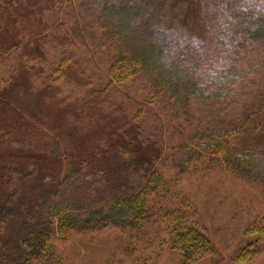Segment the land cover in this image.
Here are the masks:
<instances>
[{
    "label": "rangeland",
    "instance_id": "1",
    "mask_svg": "<svg viewBox=\"0 0 264 264\" xmlns=\"http://www.w3.org/2000/svg\"><path fill=\"white\" fill-rule=\"evenodd\" d=\"M134 1L0 0V248L16 253L61 203L74 228L53 233L58 264H185L170 208L212 243L195 264H264V46L242 43L226 83L205 79L200 12ZM122 56L142 70L108 86ZM237 127L251 175L211 144ZM153 170L169 191L136 231L109 202ZM94 213L128 226L87 227Z\"/></svg>",
    "mask_w": 264,
    "mask_h": 264
},
{
    "label": "trees",
    "instance_id": "2",
    "mask_svg": "<svg viewBox=\"0 0 264 264\" xmlns=\"http://www.w3.org/2000/svg\"><path fill=\"white\" fill-rule=\"evenodd\" d=\"M134 2V0H127L126 4H130L132 7ZM188 2L195 11L200 12V0H188ZM151 14H153V11L143 16ZM141 67H143L141 60L135 56H122L111 65L108 86L120 85L126 82L134 74L141 71ZM241 136L242 127L233 128L223 131L214 143L211 141V144L216 153L223 156L233 169L251 175L255 170V151L242 148L240 144ZM168 191L169 186H167L163 174L158 170H153L147 176H144V182L139 189L131 193H121L109 203L112 204V210L121 213L126 212L129 215L128 220L132 229L141 231L148 216L151 199L159 196V194L168 193ZM67 211L68 207L61 203L51 204L47 216L41 218L36 228L28 232L17 247L16 253H13L12 248L7 247L5 244L1 245L2 264H58L60 257L56 243L53 241L55 236L53 233L58 232L59 234L68 235L73 230L74 225L69 221ZM90 215L86 221L87 227L90 223L92 224L91 227H95L94 223L97 225L102 222V225L117 226L126 222L110 221L107 214L98 218L95 213ZM161 218L168 227L172 225L174 242L182 252L185 264H195L202 256L212 252L213 247L209 238L197 226L190 223L184 213L168 208V211L162 213Z\"/></svg>",
    "mask_w": 264,
    "mask_h": 264
},
{
    "label": "clouds",
    "instance_id": "3",
    "mask_svg": "<svg viewBox=\"0 0 264 264\" xmlns=\"http://www.w3.org/2000/svg\"><path fill=\"white\" fill-rule=\"evenodd\" d=\"M200 17L205 26L200 53L205 79L226 83L242 43L264 46V38L253 37L257 31H264V0H200Z\"/></svg>",
    "mask_w": 264,
    "mask_h": 264
}]
</instances>
